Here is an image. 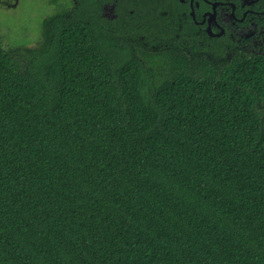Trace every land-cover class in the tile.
Instances as JSON below:
<instances>
[{
	"label": "trees",
	"instance_id": "16d2710c",
	"mask_svg": "<svg viewBox=\"0 0 264 264\" xmlns=\"http://www.w3.org/2000/svg\"><path fill=\"white\" fill-rule=\"evenodd\" d=\"M109 1L0 36V264H264V54Z\"/></svg>",
	"mask_w": 264,
	"mask_h": 264
},
{
	"label": "flooded vegetation",
	"instance_id": "af4514ba",
	"mask_svg": "<svg viewBox=\"0 0 264 264\" xmlns=\"http://www.w3.org/2000/svg\"><path fill=\"white\" fill-rule=\"evenodd\" d=\"M47 2V0H45ZM77 2V0H71ZM165 1V0H155ZM168 1V0H167ZM141 0H110L103 5V15L118 19L124 12H152V4ZM172 12L178 14V29L196 41L215 40L228 55L264 54V0H170ZM180 2L183 7L176 6ZM48 5H56L47 2ZM1 6V5H0ZM135 10V11H136ZM170 12V11H166Z\"/></svg>",
	"mask_w": 264,
	"mask_h": 264
},
{
	"label": "rangeland",
	"instance_id": "374dc122",
	"mask_svg": "<svg viewBox=\"0 0 264 264\" xmlns=\"http://www.w3.org/2000/svg\"><path fill=\"white\" fill-rule=\"evenodd\" d=\"M55 6L45 0H12L0 6V36L4 47L34 46L40 38L41 24Z\"/></svg>",
	"mask_w": 264,
	"mask_h": 264
}]
</instances>
